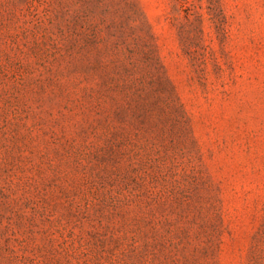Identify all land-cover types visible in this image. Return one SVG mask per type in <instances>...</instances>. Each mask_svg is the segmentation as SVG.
Segmentation results:
<instances>
[{"label":"rangeland","instance_id":"obj_1","mask_svg":"<svg viewBox=\"0 0 264 264\" xmlns=\"http://www.w3.org/2000/svg\"><path fill=\"white\" fill-rule=\"evenodd\" d=\"M0 264H264V0H0Z\"/></svg>","mask_w":264,"mask_h":264}]
</instances>
